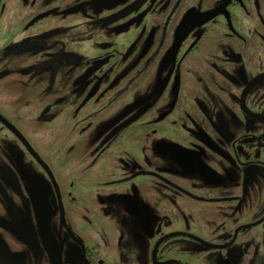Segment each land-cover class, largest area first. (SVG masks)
I'll return each instance as SVG.
<instances>
[{
    "label": "flooded vegetation",
    "instance_id": "obj_1",
    "mask_svg": "<svg viewBox=\"0 0 264 264\" xmlns=\"http://www.w3.org/2000/svg\"><path fill=\"white\" fill-rule=\"evenodd\" d=\"M263 1L79 0L64 9L65 18L79 13L110 33L119 22L128 31L161 16L160 23L145 24L141 58L148 71L161 66V81L148 83L141 108L133 97L105 127H94L96 109L85 111L107 97L103 67L112 58L72 51L70 23L47 26L26 44L0 46L4 64L34 51L38 61L18 76L46 79V94L59 89L57 80L65 82L36 120L33 105L22 113L1 97L0 234L9 232L20 244H7L0 264H122L119 250L135 255L132 264H264ZM24 4L33 7L27 30L55 13L39 0ZM6 9L0 5L1 13ZM11 74L0 70V83ZM58 105L69 117L81 116L84 139L94 130L95 150L80 163L84 174H56L45 162L38 167L41 154L29 148L27 133L35 140L39 124L56 119ZM167 122L178 130L173 138L162 135ZM139 124L145 134L136 136ZM136 140L142 156L132 150ZM118 143L131 148L118 150ZM39 221L48 227L46 245ZM199 256L205 262L197 263Z\"/></svg>",
    "mask_w": 264,
    "mask_h": 264
},
{
    "label": "rangeland",
    "instance_id": "obj_2",
    "mask_svg": "<svg viewBox=\"0 0 264 264\" xmlns=\"http://www.w3.org/2000/svg\"><path fill=\"white\" fill-rule=\"evenodd\" d=\"M40 5L43 4L44 8H53L55 11L48 18L39 19L35 25L26 29L25 22L33 16V7H30L29 4H24L22 0H2L0 1V5L6 6L7 9L4 13L0 12V46L4 44H9L11 41H21L22 44L29 43L32 39V35H35L41 29H48L47 26L56 27L66 26L70 23V34L71 37V47L72 51L80 52L86 57V59H100L110 57L111 62L103 67V73H106L107 76L105 78V82L103 85V93L109 91L107 97L98 102H92L91 106L88 108L86 113L97 110V114L95 115V119H97V123L105 127L107 124L111 123L114 120V116L119 114V112L124 109L127 105L132 103L133 97L137 96L140 101H136L135 106L137 108H141L147 102L148 96L144 95L146 88L150 86L148 84L155 80L159 83L160 75H161V66L158 67V63H153L152 70L148 71L145 67L146 63L143 58L144 52L146 49V44L148 43V33L144 36V28L145 24H157L160 23L161 16L159 15H151L149 20L144 23L142 26H134L133 29L127 31L125 22H119L117 30L115 33H110V31L101 29L99 26H92L88 19H85L82 14L76 13L71 17L65 18L62 13L64 9L71 7L79 0H39ZM126 0H119L118 6H121L125 3ZM29 3V2H28ZM264 4V1H263ZM13 8L15 10H9ZM119 8V7H118ZM148 10L142 11L147 12ZM17 12V13H15ZM142 15V14H141ZM121 18L122 16H117ZM159 18V19H158ZM162 22V21H161ZM6 25V26H5ZM23 46V45H21ZM169 57V50L167 51V58ZM38 61V58L34 56V51L23 52L20 55H16L11 58L9 61L0 63V70L8 69L11 70V76L5 82L0 83V100L1 97L8 98L10 103H13V107L20 109V112L25 113L29 108H32L33 105V117L36 120L37 114H39L46 104L52 102V100H56L58 96L63 93H58L57 91H61L60 87L63 86L65 82L61 79L57 80L59 89H56L53 93L46 94L45 88L46 79L39 80L38 82H31L24 77L18 76L19 71L21 69H29L32 65H35V62ZM163 66V65H162ZM158 67V70H157ZM155 72V73H154ZM25 80L26 83H22V80ZM73 77L69 78V81H72ZM191 81V79L189 78ZM83 79H80V83H83ZM191 83L188 84V87ZM108 89V90H107ZM188 90V88H187ZM185 95V93H184ZM188 96V95H187ZM144 97V98H142ZM2 98V99H4ZM186 96L184 97L183 102L185 101ZM2 101V100H1ZM5 103V101H2ZM70 105L75 102L74 99H71ZM66 106L58 105L54 107V114L56 119L49 125L39 124L38 131L35 134V140L31 139V134L28 137L31 143H28L30 150H35L41 154L42 156H46L49 154V160L43 159L40 155V159H37L39 165L41 167L42 162L47 163L52 166L55 173L66 174L69 172H77L80 174L83 171V168L80 163L83 156H86L89 153L94 152L96 144L94 143L93 133L94 130H91L87 133L85 139L82 137V126L79 123V118L81 117H72L67 116ZM71 110V109H70ZM72 114V111H71ZM140 127H137V130L133 132L136 136L145 134L142 127V124H139ZM166 130L163 131L162 135L167 138H173V134L177 133L178 130L174 127H171L173 123L167 122ZM69 126L71 131L66 134L65 131ZM93 127V128H94ZM142 129V130H141ZM2 133H8L6 130L2 131ZM126 135V134H124ZM126 139L124 136L120 140ZM119 140V141H120ZM135 143L134 150L136 156H142V150L140 149L142 146L141 142ZM117 145H123V143H118ZM27 147V146H26ZM28 148V149H29ZM131 148L130 145H123V148L118 150H125ZM24 150V148H23ZM116 150V149H115ZM92 155V154H90ZM89 157V156H87ZM42 158V159H41ZM66 169H60L61 164L66 162ZM4 167V166H0ZM80 168V169H79ZM94 165H88L87 172L89 169H93ZM60 171H59V170ZM2 171V169H1ZM80 171V172H79ZM6 180L10 179L11 176L6 174ZM24 180V178H23ZM15 185V184H14ZM88 192V190L86 191ZM39 216V217H38ZM37 218L39 220L41 218V212L38 214ZM47 224L43 225L39 221V227L36 228V231H40L42 233V242L44 245L47 242ZM31 231L28 230V237L30 236ZM14 236L8 232L7 236L0 234V255L3 256L5 250L8 249L9 243L14 245L13 241L20 244ZM8 244V245H7ZM119 254L116 255L117 262L122 264L131 263L134 260L135 255H121L122 251L119 250ZM129 254V253H127ZM129 258L127 260V258ZM205 262V258L202 256L198 257L197 263ZM132 264V263H131Z\"/></svg>",
    "mask_w": 264,
    "mask_h": 264
},
{
    "label": "water",
    "instance_id": "obj_3",
    "mask_svg": "<svg viewBox=\"0 0 264 264\" xmlns=\"http://www.w3.org/2000/svg\"><path fill=\"white\" fill-rule=\"evenodd\" d=\"M185 35H186V34H185ZM184 38H185V36H182V38H181V39L175 44V45H177L176 48H179L180 43H181V41H182ZM174 54H175V55L177 54V49H175Z\"/></svg>",
    "mask_w": 264,
    "mask_h": 264
}]
</instances>
